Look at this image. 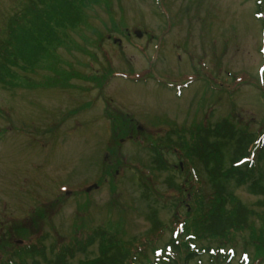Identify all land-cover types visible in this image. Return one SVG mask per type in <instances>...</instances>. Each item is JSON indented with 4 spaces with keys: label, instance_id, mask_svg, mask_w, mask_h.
I'll use <instances>...</instances> for the list:
<instances>
[{
    "label": "rangeland",
    "instance_id": "1",
    "mask_svg": "<svg viewBox=\"0 0 264 264\" xmlns=\"http://www.w3.org/2000/svg\"><path fill=\"white\" fill-rule=\"evenodd\" d=\"M28 1L0 0V44L12 42L15 13L33 18ZM71 1L75 25L55 26L36 65L0 80V263H89L108 240L132 255L145 249L134 264L153 262L151 249L195 218L189 194L182 203L166 181L178 185L193 166L206 182L184 155L196 131L227 120L264 132V0ZM232 189L264 237L261 198ZM250 235L194 245H222L228 264H264V243ZM187 264L212 263L204 253Z\"/></svg>",
    "mask_w": 264,
    "mask_h": 264
},
{
    "label": "trees",
    "instance_id": "2",
    "mask_svg": "<svg viewBox=\"0 0 264 264\" xmlns=\"http://www.w3.org/2000/svg\"><path fill=\"white\" fill-rule=\"evenodd\" d=\"M80 1L84 2V0ZM76 2L78 1L29 0L27 6L30 7H27L26 14L32 15L33 18L24 15L23 12H17L8 20L9 28L13 26L9 37V41L12 42L10 45L0 44L1 81H4V77L13 76L8 69L26 70L25 66L36 65L40 57L48 53L47 47L57 38L55 26L64 22H68L71 26L75 25ZM168 134L166 140L170 141ZM193 138L192 147L188 148L184 155L187 162L192 158L201 164L207 178L206 182L199 186L197 170L189 166L190 170L188 167L186 178L181 183L176 185L171 177L166 181V185L182 196V203L193 204L192 207L187 205L186 211L195 212L194 221L189 226L185 220L180 222L176 235L173 232L172 239L164 248L151 249L155 260L152 262L146 259L143 264H187L194 256L204 253L209 255L212 264L217 262L219 256L224 264H228L230 258L225 256L226 251L221 247L222 245L216 249L210 246L198 249L194 243L197 240H205L211 245L212 242L222 241L224 246H231L233 244L231 234L241 233L244 230H251L252 241L264 243V237L253 235L254 232L248 224L251 210L235 199L232 192V185L233 188L246 186L249 194L261 198L256 205L264 209V132L234 130L230 123L224 120L214 126L199 128ZM154 163L157 168H163L160 155L156 154ZM208 186L211 192L205 193V188ZM183 193L189 194L190 202L185 199ZM207 196L210 198L206 202ZM150 220L153 223V231L160 229L154 214ZM108 241L111 244L101 249L97 258L84 264H134L133 260L139 258L142 252L145 254V249L144 251L141 249L132 255L123 244L113 243V240ZM184 250L187 253L183 256L181 251ZM19 251L26 255L33 252V249L21 247ZM6 264L12 262L8 260Z\"/></svg>",
    "mask_w": 264,
    "mask_h": 264
},
{
    "label": "flooded vegetation",
    "instance_id": "3",
    "mask_svg": "<svg viewBox=\"0 0 264 264\" xmlns=\"http://www.w3.org/2000/svg\"><path fill=\"white\" fill-rule=\"evenodd\" d=\"M114 41H116L115 39H114ZM178 59H180V56H178ZM195 73V72H194ZM195 74H197V73H195ZM192 76H193V74H192ZM197 77H195V76H193V78H191L189 81H188V83H194V82H196L197 81ZM185 85H187V83H185Z\"/></svg>",
    "mask_w": 264,
    "mask_h": 264
},
{
    "label": "water",
    "instance_id": "4",
    "mask_svg": "<svg viewBox=\"0 0 264 264\" xmlns=\"http://www.w3.org/2000/svg\"><path fill=\"white\" fill-rule=\"evenodd\" d=\"M135 35H136L137 37H140V36H141V34H140L139 32H135ZM93 187L96 188L95 185H94ZM91 189H92V187L88 188V189H87V192L90 191Z\"/></svg>",
    "mask_w": 264,
    "mask_h": 264
}]
</instances>
